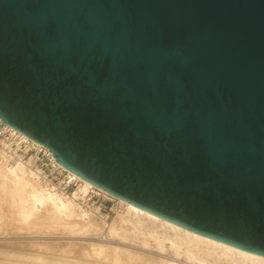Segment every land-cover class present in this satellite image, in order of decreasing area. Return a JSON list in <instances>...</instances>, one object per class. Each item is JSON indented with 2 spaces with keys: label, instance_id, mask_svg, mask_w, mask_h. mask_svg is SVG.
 I'll list each match as a JSON object with an SVG mask.
<instances>
[{
  "label": "water",
  "instance_id": "95a60500",
  "mask_svg": "<svg viewBox=\"0 0 264 264\" xmlns=\"http://www.w3.org/2000/svg\"><path fill=\"white\" fill-rule=\"evenodd\" d=\"M0 118L106 193L264 257V0H0Z\"/></svg>",
  "mask_w": 264,
  "mask_h": 264
},
{
  "label": "bare ground",
  "instance_id": "6f19581e",
  "mask_svg": "<svg viewBox=\"0 0 264 264\" xmlns=\"http://www.w3.org/2000/svg\"><path fill=\"white\" fill-rule=\"evenodd\" d=\"M89 188H97L117 202V220L111 222L98 212L86 210L82 203L76 201L74 195L66 196L54 192L37 180L26 167L9 166L0 151V204L7 208L12 220L18 225L60 226L66 233L74 236L92 234L119 237L143 248L152 245L155 250L170 253L175 257L151 258L142 253L100 242L87 243L88 245L78 242L67 245L71 250L77 249L74 251L75 256L59 259L60 257L37 255L29 258L34 264H264L262 256L194 233L118 199L85 180L76 195L82 196ZM2 221L3 216L0 214V228Z\"/></svg>",
  "mask_w": 264,
  "mask_h": 264
},
{
  "label": "rangeland",
  "instance_id": "374dc122",
  "mask_svg": "<svg viewBox=\"0 0 264 264\" xmlns=\"http://www.w3.org/2000/svg\"><path fill=\"white\" fill-rule=\"evenodd\" d=\"M110 207L111 204L108 205V209ZM84 208L88 211H91L86 207ZM93 212H98V210L97 211L93 210ZM0 214L1 216H3V221L1 222V228H0V262H6L12 264H34L33 260L29 258L35 257L37 255H41L43 257H51V258L60 257L59 259H62V257H64L65 259H67L72 256H75L76 254L74 253V251L75 252L77 251V249L71 250L70 247H67V245L69 243H78V242L79 244L82 243L90 244V243L100 242L102 244L121 247L127 250H132L134 252L142 253L147 257H151V258H157V257H161L165 259L175 258L174 255L170 253H161L155 250L152 245L148 248H143L142 246H139V244L137 243L128 240H123L119 237H110V236L106 237L103 235H92V234H89L87 236H74V235H70L69 233H66V231H64L60 226L38 225L36 227H33L27 225L26 226L18 225L12 220L10 216L11 213L8 212L7 208L2 206L1 204H0ZM99 215L104 216L101 213H99ZM112 216L113 217H111L110 219L111 222L117 220L118 217L117 214H114ZM108 240L110 243L108 242ZM52 255L55 256L52 257ZM184 261L185 260L182 259L183 263H185Z\"/></svg>",
  "mask_w": 264,
  "mask_h": 264
},
{
  "label": "built area",
  "instance_id": "2783aa9c",
  "mask_svg": "<svg viewBox=\"0 0 264 264\" xmlns=\"http://www.w3.org/2000/svg\"><path fill=\"white\" fill-rule=\"evenodd\" d=\"M0 151L9 166L22 165L33 173L35 178L54 192L66 196H76V201L89 210L111 219L116 214L117 202L111 200L97 188H89L82 196L76 195L81 189L83 180L68 171L55 160L53 154L21 132L7 126L0 118ZM111 207L108 209V205ZM105 213V214H104Z\"/></svg>",
  "mask_w": 264,
  "mask_h": 264
}]
</instances>
